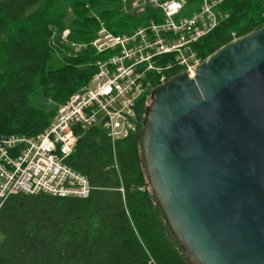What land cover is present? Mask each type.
Here are the masks:
<instances>
[{
  "label": "trees",
  "instance_id": "obj_1",
  "mask_svg": "<svg viewBox=\"0 0 264 264\" xmlns=\"http://www.w3.org/2000/svg\"><path fill=\"white\" fill-rule=\"evenodd\" d=\"M187 2L192 8L199 0ZM216 12L218 26L193 46L203 61L232 42L233 34L241 38L264 26V0H224ZM152 20L162 23L161 12L147 7L127 13L122 0H1L0 133L38 136L59 106L92 79L94 64L105 56L91 46L75 53L62 43L67 29L68 42L82 44L91 43L102 25L120 35ZM146 101L137 102V132L116 143L118 167L101 128L84 133L67 159L96 188L89 198L40 193L6 201L0 264H194L170 232L149 184L141 138Z\"/></svg>",
  "mask_w": 264,
  "mask_h": 264
},
{
  "label": "water",
  "instance_id": "obj_2",
  "mask_svg": "<svg viewBox=\"0 0 264 264\" xmlns=\"http://www.w3.org/2000/svg\"><path fill=\"white\" fill-rule=\"evenodd\" d=\"M149 184L194 264H264V26L151 94Z\"/></svg>",
  "mask_w": 264,
  "mask_h": 264
},
{
  "label": "built area",
  "instance_id": "obj_3",
  "mask_svg": "<svg viewBox=\"0 0 264 264\" xmlns=\"http://www.w3.org/2000/svg\"><path fill=\"white\" fill-rule=\"evenodd\" d=\"M122 1L138 13L158 10L163 22L120 35L102 25L90 46L105 58L94 64L90 82L59 106L49 127L36 137L0 133V210L18 194L89 198L96 188L67 164L79 139L96 128L106 131L118 167L116 143L137 132V102L147 98L148 108L152 91L177 71L196 76L204 61L193 46L218 26L216 8L224 0H199L192 8L187 0Z\"/></svg>",
  "mask_w": 264,
  "mask_h": 264
},
{
  "label": "rangeland",
  "instance_id": "obj_4",
  "mask_svg": "<svg viewBox=\"0 0 264 264\" xmlns=\"http://www.w3.org/2000/svg\"><path fill=\"white\" fill-rule=\"evenodd\" d=\"M123 4H124V10H125V12H127V13H134V12H136V11H134V9H133L132 6L127 5L124 2H123ZM67 11H68V17H69V19H71L72 18V14H71L70 7H68ZM66 31H69V34H70V30L67 29ZM64 33H63V36H62V40H63L62 43L70 46L74 50L75 53H80V52L85 51L86 49H88V47H90V43H82V44L69 43L68 42V39H67L69 34L67 36H64ZM233 37L234 38H238L235 34H233ZM57 58L61 61V59H60L59 56Z\"/></svg>",
  "mask_w": 264,
  "mask_h": 264
}]
</instances>
